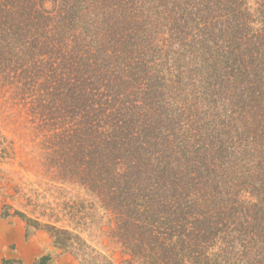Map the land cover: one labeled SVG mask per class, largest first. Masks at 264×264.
I'll return each instance as SVG.
<instances>
[{"label":"trees","instance_id":"trees-1","mask_svg":"<svg viewBox=\"0 0 264 264\" xmlns=\"http://www.w3.org/2000/svg\"><path fill=\"white\" fill-rule=\"evenodd\" d=\"M1 95L88 194L69 226L5 200L29 232L86 264L100 211L123 264H264V0H0Z\"/></svg>","mask_w":264,"mask_h":264},{"label":"rangeland","instance_id":"rangeland-1","mask_svg":"<svg viewBox=\"0 0 264 264\" xmlns=\"http://www.w3.org/2000/svg\"><path fill=\"white\" fill-rule=\"evenodd\" d=\"M0 96V153L10 154L0 162V264H82L70 253H62L45 230L29 232L27 221L18 215L5 216V200L13 209L36 218L38 211L63 217L59 225L73 224L68 220L73 202L87 198V192L77 184H61L50 166L51 150L38 119L27 113L21 104ZM12 210V212L14 211ZM99 214V215H98ZM88 222L83 232L90 244L86 264H123L117 245L103 239L100 211ZM93 215V216H94ZM81 230V228H80ZM93 255L100 256L99 260ZM51 257L44 263V258Z\"/></svg>","mask_w":264,"mask_h":264}]
</instances>
